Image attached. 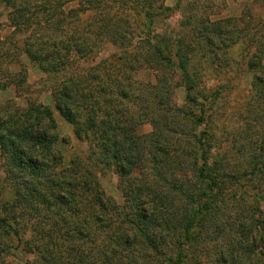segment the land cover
Masks as SVG:
<instances>
[{"label": "trees", "instance_id": "obj_1", "mask_svg": "<svg viewBox=\"0 0 264 264\" xmlns=\"http://www.w3.org/2000/svg\"><path fill=\"white\" fill-rule=\"evenodd\" d=\"M1 1L12 6L10 16L16 26L31 18L44 24L42 30L47 32L26 40L24 54L50 77L52 106L28 103L0 117L2 182L13 192L2 199L0 187V264L12 249L34 255V262L40 264H147L154 255L156 264H264V208L259 205L264 203L260 193L264 160H258L264 156V132L250 131L246 121L231 136L232 147L242 140L240 147L234 153L232 147L217 152L222 154L220 167L208 160L217 146L214 134L179 132L175 125L186 115L174 102L177 76L189 105L195 104L191 94L200 84L205 88L204 103L218 97L231 73L227 51L241 41L247 55L258 48L247 61L254 70L255 93L247 112L258 115V123L264 125V23H257L263 29L260 36L249 19L248 30L241 27L243 16L211 20L190 14L184 18L181 35L172 38L155 31L154 18L161 11L179 10L181 0H174V7L165 6L166 0H138L133 21L128 0H115L117 6L108 0ZM68 3L75 5L65 11ZM88 13L92 19L84 31L73 19ZM247 37L253 41L249 43ZM108 46L116 50L101 57L100 51ZM197 57L201 69L196 67ZM91 60L94 64L83 69L74 67ZM143 69L149 78L140 82L136 72ZM218 76L222 82L218 86L205 84ZM54 111L71 125L79 141L87 143L66 166L56 147ZM146 122L149 132L140 130ZM182 137L187 139L185 145ZM246 146L257 153L232 170L227 154L232 153V159ZM191 153L193 166L201 161L197 178L204 191L194 193L176 180L168 181L185 201L181 209L168 197L170 193L163 201L149 179L134 176L140 163L149 161L153 178L163 181L159 165L165 160L178 163ZM112 168L126 183L122 193L130 215L127 210L115 217L118 225L107 235L105 247L103 241L101 247L94 243L86 250L82 245L98 226L107 229L116 221L109 212L112 199L99 181V175ZM226 185H239L242 193L247 191L256 200L237 202L238 190L233 187L227 196L232 203L226 202L218 214ZM198 243H206V257L187 259V247Z\"/></svg>", "mask_w": 264, "mask_h": 264}, {"label": "rangeland", "instance_id": "obj_2", "mask_svg": "<svg viewBox=\"0 0 264 264\" xmlns=\"http://www.w3.org/2000/svg\"><path fill=\"white\" fill-rule=\"evenodd\" d=\"M137 1L138 0H128L127 2L131 7V21H133L136 16V13L133 12V8L137 6ZM108 2L117 6L115 0H108ZM136 2L137 4H135ZM74 5V3H68L64 6V10L67 11V9L73 7ZM164 5L174 7L176 4L174 0H166ZM179 5V10L174 9L159 12L160 14L154 18L156 21V32H160L169 37L171 36L172 38H178L183 30L184 18L190 16L191 14L196 17H209L211 20L243 16L244 19L241 27L247 31L249 19L252 22L251 28H253V26L255 29L258 27L259 35L262 36V26L257 23H264V0H181ZM11 9L12 6H9L0 0V117L6 115L15 108H25L28 103L52 106L50 77L43 73L40 68L35 63L30 61L24 54L26 49L24 46L25 41L29 38L34 40L35 36L37 37L38 34H43V32L45 33L47 31H43L42 28H44V24H41V22L38 23V21H35L34 18H31L29 23H25L23 26H16L13 22L14 18L10 16ZM30 12H32V9ZM80 15L78 17H81L80 19L82 21H80L78 17H75L73 22L80 23V29L83 28L84 31H86L89 28L88 22L92 19L90 17L91 13ZM62 28L63 26L60 27V29ZM137 33L138 32L135 31L134 35L137 39H139V35ZM246 39H249V43L253 41V37H247ZM262 42L264 43V40H262ZM115 50V48L108 46V50H105L104 48V50L100 51L99 55L105 58L109 53L114 52ZM246 50L247 46L241 41L228 49L227 56L230 63L231 73L229 74V79L227 78L228 81L225 82V86H227V88L224 91L222 89L218 97L207 99V101H209L208 103H204L202 100V95L205 94L203 84H200V86L193 91L191 96L194 97L195 104L193 103V105H189V102L186 99V89L183 85H181L179 76H177L175 80L177 87L175 89L174 102L177 107L182 108L184 114L186 115V118L181 119L175 126H177L179 132L182 134L192 130L197 136L200 135V132L206 130L213 133L217 146L216 149L212 150V155L208 160L220 167H222V165H220V160L223 159L221 158L222 154L218 155L217 152H221L224 147L225 149L232 147L231 136L237 133L238 130L243 129L246 126V121L250 131H256L258 133L264 132V125L258 123V115L247 112L248 105L254 100L255 96V93L251 88L254 70L247 67V61L251 54L258 51V48L256 50L252 48L249 55L246 54ZM255 54L258 55V53ZM252 60L257 62V60ZM195 62L196 64L198 63L196 67L199 68L200 66L201 69V61L198 57ZM90 64L92 65L94 62L92 60L89 63L87 61H81L80 65L74 67H76V70H80ZM255 66L256 65H254V69H257ZM136 73V78L140 82H145L149 78V72L147 69L137 71ZM218 78L219 76L216 78L213 77V79L210 78L205 82V84H207L210 88H214L222 83L218 82ZM199 79L200 77L198 76V80ZM201 80L202 79L199 81ZM260 102L261 100L259 103ZM54 116L57 125L56 133L59 136V139L56 142V147L63 156L62 166H66L71 155L78 150L86 149L87 143L85 141H79L76 138L71 125L66 122L58 112L54 111ZM209 116L210 118H208ZM189 117H200L201 120L196 123H191ZM144 124L145 125L140 128V130L143 132H149L151 130L150 124L147 122ZM186 140V137H182L183 145H185ZM241 143L242 140L237 141L232 147L231 152L234 153V148L240 147ZM178 147L180 150V146ZM181 153L183 154V152ZM252 153L254 154L257 152L252 151L251 147L247 148L246 146L236 157L230 159L231 154H227L226 157H228L231 161L229 165L231 164L230 167H232V170L235 171V168L239 165H246L245 162L251 160ZM195 155L196 153H194V156ZM182 157V160L178 163H176L175 160H165L163 161L164 163L159 165L162 177L165 178V180L160 182L153 178L152 166L149 161L140 163L141 166L139 165L140 167L134 171V176L137 178L142 179L143 175V178L145 179L142 181H148L149 179L150 183L160 191V197L163 198L166 193H170L168 194V197L172 198L176 204L175 207H180V209L181 207H184L185 201L174 194L177 192L170 189L168 181L171 183L173 180H176L177 184L189 188L194 193H203L204 191L202 189L203 182L199 181L197 178V172L199 171L201 161L198 162V159L194 157V160L198 163L193 166V153L190 155H183ZM258 160H264V156L259 157ZM2 164L3 161L0 158V187L3 189L1 198L7 199L13 195V192L12 189L5 187L2 182L4 177ZM99 181L105 191V194L112 199L111 204L113 206H110L109 212L115 215L113 218L111 217L112 221H116L112 222V226L107 229L105 227L98 226L94 230V233L91 234V239H86L85 244H81L86 250L94 243L95 247L96 245L101 247V242L103 241V247H105L107 245V235L111 236L118 225L117 221H119V219L115 217L123 215V213L128 210V208H126L125 195L122 193V189L126 183H124V181H122V179L117 175L116 170L113 168L110 170H104V172L99 175ZM233 185L225 186L224 192L222 193L224 201L219 204L221 212L218 214H222L226 202L232 203L233 199H230L227 196H230V192L233 191ZM261 185L263 184L261 183ZM234 189H237L238 192L236 193L239 194L237 202L245 201L246 204H253L256 200L249 192L246 191L242 193L241 186L237 185ZM260 193H264V191H260ZM162 200L165 201L164 198ZM261 202L259 205L261 208H264V203ZM124 205L125 208H123ZM248 214H250V208L247 210V214L245 215ZM128 215H130L129 210ZM205 245L206 243H198L187 247V250L185 251L187 256H185L187 259L192 257V260H199V254L205 255L206 257V252H203ZM154 258L155 255L150 258L147 264H156V260ZM159 260H161V258L157 256V261ZM5 261L6 262L4 264H40L38 262H34V255L14 249H12L10 254L5 257ZM1 264H3V262Z\"/></svg>", "mask_w": 264, "mask_h": 264}]
</instances>
